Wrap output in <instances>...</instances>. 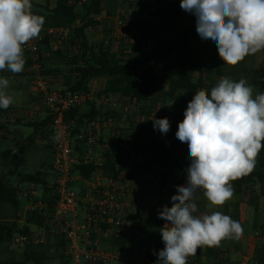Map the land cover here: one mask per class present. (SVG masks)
<instances>
[{"label":"clouds","instance_id":"1","mask_svg":"<svg viewBox=\"0 0 264 264\" xmlns=\"http://www.w3.org/2000/svg\"><path fill=\"white\" fill-rule=\"evenodd\" d=\"M180 7L196 17L198 35L216 44L224 64L235 66L264 50V0H180ZM32 9L31 0H0V70H24L23 46L39 37L45 23ZM8 86L9 80L0 77L3 109L14 103ZM152 121L162 134L170 130L167 117ZM175 135L187 143L190 165L186 184L171 196L172 206L158 212L167 223L160 229L164 248L156 253V264H187L201 246L242 237V225L220 211L195 215V194L202 191L208 208L223 206L234 196L230 181L254 170L264 146V92L244 78L221 77L210 95L205 89L195 92Z\"/></svg>","mask_w":264,"mask_h":264},{"label":"rangeland","instance_id":"2","mask_svg":"<svg viewBox=\"0 0 264 264\" xmlns=\"http://www.w3.org/2000/svg\"><path fill=\"white\" fill-rule=\"evenodd\" d=\"M39 1L40 0H32V5ZM56 1L57 0H42L41 3L36 6V9L39 12H45L46 9L54 8ZM80 8L81 5H78V10ZM127 10L130 11L129 14ZM102 15L104 16L102 19H95L98 22V25L93 27L89 33L91 43L95 44L96 47H99L104 41L109 42L116 24L121 20L126 27L130 24V26L127 27L129 29V39L124 41L125 43L119 47L114 46V51L121 53L122 49L127 50L130 54L129 58L131 59L135 58L139 53L137 50H132L133 44L136 48L150 46L156 50L157 48L159 49L160 43L153 41L155 40L157 33L164 30V28H169L167 27L168 23L172 25V28L169 29L170 32H172L171 37H173V40H175L176 43L177 41L182 42L184 45H188L195 50L200 47H209L211 49L215 45V43L211 40L201 39L196 31V17L193 14L181 9L180 0H109L105 3ZM132 37L140 40H133ZM150 42L151 45H149ZM176 43L173 42L172 45L177 46ZM68 48L70 47L68 46ZM123 54L124 57L127 55L126 53ZM261 68L264 69V50L258 51L255 54H249L243 61L239 62L235 66H228L225 77L231 78L234 81L244 78L250 85L254 86L256 92H259V88L255 85L254 80L256 79L255 72ZM0 77L7 78L1 73ZM7 79L9 80L7 92L14 98V103L9 106L11 109V116L20 117L23 125L18 124L11 126L13 132L9 134V139L0 142V152L11 149L14 153H17L23 150L24 162L21 166H16L11 159L3 160L0 158V184L10 185L16 188L18 200V204L14 205L9 201L0 199V224L16 222L18 224V228H20L19 230H23L25 226H28L30 229H34L35 227L32 224L28 225L27 223V216L30 211L28 208L34 207L37 203L47 204L49 201L56 198V191L53 186L56 182L57 173L53 168V153L50 146L53 133L50 129L38 131L35 127L26 125L27 120L32 122L36 121L29 118L32 111H37L38 107H43V111H45L44 109L46 108L44 98L39 94L38 90L33 85V79L29 76H18L11 80L9 78ZM219 79L220 78H215L216 84L219 82ZM80 110L81 112H88L90 107L85 104L81 106ZM184 111V109H172L171 111L172 116H177L173 118V120H176L175 124L177 127L179 121L184 119L182 118L184 117ZM153 112L155 113L151 116L154 115L157 119L160 116H164L165 110L162 112L160 109ZM43 113L42 117L45 118L46 112ZM131 113V121L134 123L139 122L137 129H133V132H137L139 130L142 131L141 128H145V125H142L141 122L146 119L144 118L136 121L134 119L136 117V110H132ZM113 117L115 118V116L108 113L96 118L101 122L103 128H105L107 126L105 125L107 124V120L110 118L114 119ZM149 120L153 122L152 118H149ZM131 121L125 122L127 124L126 127L129 126V124L131 126ZM147 127L151 128V125ZM103 128L102 132L105 130ZM152 128L155 129L153 124ZM177 130H174V132L176 133ZM147 133H143L144 139L148 136ZM132 134H130V137ZM103 137L104 139L106 137V140H103L102 142L99 139L94 148H97V146L101 143H109L110 138H112V131H105ZM171 139L172 137L167 140L164 138L161 142L165 145L168 144L167 146L169 147ZM123 140L126 143L125 137ZM127 142L129 143V140ZM134 144L136 145L135 142L130 141V145L134 146L132 147L131 152L135 153L134 156L136 157V151L138 148H135ZM96 148L95 150H97ZM177 150L180 152L184 151L185 157H188L187 143H184L183 146H177ZM100 154L101 153L99 152V156ZM134 161L135 159H133V162ZM25 175L41 176L46 182L47 188L43 184L22 181V177ZM169 193L173 195L178 194L177 187L176 189L170 190ZM195 196L198 199V212L195 213V215L202 216L204 214H210L212 211H220L223 214L230 216L233 220L238 221L243 227V239L241 237L239 240L224 239L221 241L218 249H221L223 253L218 254L220 257H226V255H228L231 262L230 264H241L245 257H249L251 255L255 242L258 247L262 244L264 240V234L261 230L264 227V195L261 194V188H259V186L255 188L250 185L244 193L234 195V197L226 201L223 206H214L212 208L207 207L209 202L203 196L202 191H197ZM244 200H246V203L249 206L256 205L257 208H259V214H255L250 210L248 212L245 211L240 215V209L236 201L243 202ZM152 204L149 203V205H145L142 213L140 211L138 212L137 209H135L134 212H132L133 210L131 211L132 216L135 215L136 219L134 221L135 224L132 225L133 227L131 228L140 234V237L136 238L137 243L134 244L135 247L131 245L134 248H132L130 254H132V256L134 255V257H140L142 255L141 251L144 248H146V251L149 249L148 252L152 253V243L154 241L155 243L160 242L158 243V245H160V249L164 248L160 229L165 223H167V221L158 218L159 210L158 208L155 210V207L151 206ZM225 205L230 209H225ZM49 212H51V209H48V213ZM82 217L83 215L81 214L79 218L80 221L82 220ZM36 232L38 233V231ZM257 232H259L260 235H256ZM19 235L20 234L18 232H15L11 239L0 241V262L11 263L13 261H25V247L20 246L17 242ZM141 236L142 240L147 244V246L143 249L140 245ZM60 237L61 236L57 232L52 233L50 234L47 243L42 244L44 248L41 250L48 256V259L44 262V264H63L64 260L61 257V252L55 247L56 240ZM110 237L111 236L107 238L102 236L98 237L99 246L102 250L113 251L108 241ZM157 238L160 240L158 241ZM34 245L36 246L38 244ZM206 248L207 245L201 246L199 252H201L202 255H207L205 251ZM215 251L216 253L218 252L217 249ZM191 257L195 260L197 256L194 255L190 256V258ZM201 259L202 264H213L214 262V260H210L205 256ZM221 262L222 264H225V261ZM107 264L143 263L137 261L125 262L123 260H114Z\"/></svg>","mask_w":264,"mask_h":264},{"label":"trees","instance_id":"3","mask_svg":"<svg viewBox=\"0 0 264 264\" xmlns=\"http://www.w3.org/2000/svg\"><path fill=\"white\" fill-rule=\"evenodd\" d=\"M108 1L86 0L78 10L80 0H57L54 8L46 9L45 12L38 11V14L45 18L42 28H71L74 26L72 30L73 39L69 43V49L63 50L59 48L53 50L52 43L48 38H45L40 50L41 73L44 76L64 72L59 69H47L45 63L49 60H56L63 63L66 68L65 72L68 75L66 86L68 91L87 92L89 91V83L92 80L104 77L106 79L103 88L105 96L120 95L136 103L151 100L161 92V86L168 81L169 90L163 93V97L187 107L188 102L193 98L197 90L205 89L210 94L212 87L216 84L215 78H221L226 75L228 65L224 64V61L220 59L216 44L211 49L208 47L200 48L196 53L189 51L190 53L183 62L181 72L174 78H166L161 75L157 69L156 62L151 57L139 56L135 59H127L124 57V54L115 52L112 40H109V43L104 41L99 47H96L95 44L91 43L89 33L93 27L98 25L95 18L102 15L105 3ZM24 54L26 55V53ZM28 63L31 66L30 58ZM255 73L256 79L254 83L259 88V92H264V69L261 68ZM195 74H198L199 77L195 78ZM87 104L90 107L88 112H81L77 108L68 115V117L76 120L78 129L84 127L99 115L93 103L89 102ZM169 121L170 130L168 132L173 133L178 127L172 124L171 120ZM49 124L51 125L50 116L41 123H33L31 126L41 131L46 129ZM78 131L76 130L74 135ZM124 144L125 142L121 135L110 138L108 143L109 148L104 154V162L100 167L95 164H80L76 166L75 172L85 179H88L93 173L100 170L105 177L117 179L123 174L126 180H131L133 170L130 169V166L132 165L135 168L140 166V164L139 162L129 164L132 160L131 152L122 147ZM262 145H264V142H262ZM152 148H154L152 144H144L137 150V153L147 156ZM76 150H80L78 145ZM0 158L3 160L11 159L16 166H21L24 162V152L22 150L14 153L9 149L0 152ZM22 181L46 186V182L41 176L25 175L22 177ZM230 183L236 194H242L248 186L259 183L261 185V193L264 195V146H262L256 158L254 170L247 175L230 181ZM53 187L55 189V186ZM0 199L17 205V189L10 185L0 184ZM55 199L48 202L49 206H53ZM44 219L45 216L41 213L29 211L27 223L28 225L43 226L45 225ZM98 225L99 229L104 232L110 230L109 225L105 224V222H99ZM19 229L16 222L0 224V241L11 239L15 232L19 234L29 233L28 226H25L23 230ZM261 230L264 234V227ZM93 237L94 239H99L98 233H94ZM136 240L132 236L120 232L119 235L111 236L108 241L113 250H121L134 245L137 243ZM140 245L142 247L147 246L142 237ZM65 246L66 243L63 238H57L55 247L61 252V257L64 260L63 264H67L64 256ZM216 247L218 246H207L206 254L208 257H219V252H215ZM42 248H44L42 244L35 246L30 242L25 246L24 262H0V264H44L48 256L41 250ZM152 249L153 252L149 253L147 251L146 256L151 258L152 261L154 259L157 261L158 256L156 253L159 252V247L155 245ZM196 256V263L192 264L200 262L201 253L197 252ZM219 264L221 263L219 262ZM252 264H264V240L258 247Z\"/></svg>","mask_w":264,"mask_h":264},{"label":"built area","instance_id":"4","mask_svg":"<svg viewBox=\"0 0 264 264\" xmlns=\"http://www.w3.org/2000/svg\"><path fill=\"white\" fill-rule=\"evenodd\" d=\"M84 2L86 0H80L79 4ZM32 11L39 15L34 8ZM73 28L74 26L42 28L38 38H33L23 46L24 53L31 60L33 85L44 98L48 115L51 117L53 134L50 146L57 177L54 184L56 199L53 206H49V203H37L34 207L28 208L30 211L44 215L45 225H33L38 233L36 231L22 233L17 242L22 247L30 242L46 244L50 234L57 232L66 243L64 255L67 264H107L113 260L132 262L136 259L130 254L129 249L104 251L99 246V239L93 237L99 229V222H109L116 229L121 227V222L114 220L113 217L121 214L127 207L125 200L127 180L123 174L117 179L105 177L100 170L88 179L75 172L77 165L95 164L100 167L104 162V157L99 156L94 148L103 128L101 122L95 118L78 129L76 120L68 117L73 110L92 102L96 98V93L71 92L67 89L53 90L48 78L41 73L40 50L45 38H48L52 44H68L73 39ZM110 38L113 49L114 46L119 47L129 39V30L123 21H118ZM106 101L108 102L107 98ZM112 122L113 119L110 118L105 125ZM76 130L79 131L74 135ZM58 132L61 135L56 139ZM77 145L79 151L76 150ZM130 169L134 170L132 165ZM78 184H81V187H78ZM48 209H51V212L48 213ZM81 214L83 217L80 221ZM256 235L260 233L257 232ZM142 259L147 260L148 257L144 255ZM242 264H250V259L243 260Z\"/></svg>","mask_w":264,"mask_h":264},{"label":"crops","instance_id":"5","mask_svg":"<svg viewBox=\"0 0 264 264\" xmlns=\"http://www.w3.org/2000/svg\"><path fill=\"white\" fill-rule=\"evenodd\" d=\"M41 1L42 0L33 4L34 9L37 12H38V10L36 9V6L39 5L41 3ZM103 12H102V14H103ZM127 12H128V14L130 13V11H128V10H127ZM103 17H104L103 15H100V16L96 17L95 19H102ZM167 25H168L167 27H169L170 29L172 28V25L170 23H168ZM129 26H130V24H128L127 27H129ZM169 28H164V30L157 33V36H156L155 40L153 41V42H159L160 43L159 49L157 48V50H156L154 48H151L150 46H144L142 48L141 47L136 48V47H134V44H133L132 50L133 51H135V50L139 51V53L136 57L145 56V57L153 58V60L157 64V69L159 70V73L161 75L165 76L166 78H174L177 76L178 73L181 72L183 62L186 59L187 55L190 53L189 51L196 53L200 48H203V47L196 48V50H195L188 45H184L182 42L177 41V43H176L175 40H173V37H171L172 32H170ZM132 38H133V40H135V39L138 41L140 40L138 38H134V37H132ZM173 42L176 43L177 46L172 45ZM68 44L67 43H62V44L53 43L52 47H53V50H55V49L57 50L59 48L66 50V49H69ZM149 45H151V42L149 43ZM135 46H136V44H135ZM130 52H132V51H130ZM121 53L122 54L126 53L127 57L125 56V58L131 59V58H129L130 54L128 53L127 50L122 49ZM24 56H25L26 63L24 66V70L21 73L13 74L6 69L0 70V73L2 75L4 74L10 80L13 78H16L18 76H29L33 79V72L30 69V65L28 63L29 56H27L25 54H24ZM135 58H132V59H135ZM45 64H46L47 69H50V70L59 69V70L64 71V72H57L54 75H47L46 76L49 80L51 88L53 90H66L67 89V86H66L67 79L66 78L68 77V75L65 72L66 68L64 67V64L59 62V61H56V60H49ZM194 76H195V78L199 77L198 74H195ZM105 81H106V79L104 77H99V78L92 80L89 83V91L95 92L96 96H97V98H95L91 102L94 104L96 110L99 112V115L97 117L102 116L103 114L106 115L108 113L115 116V118L113 117L114 118L113 122L111 124L107 125L105 128H103V129H105L104 132H102V130H101L99 139L102 140V142H103V140L105 141L106 137L104 139V137H103L104 133H105V131L110 130V131H112V137L120 136V135L122 136L123 139L125 137L126 143L124 145H122V147L125 150H129L130 152L132 151L131 149L134 146L130 145V141L135 142L136 143V145L134 144L135 148H138V149H140V147H142V145H144V144H152L154 146V148H152V150L149 151V154L147 156L139 155L136 151L137 155L135 157L134 156L135 153L131 152L132 160L130 161L129 164L139 162L140 166L134 168V170L132 172V179L126 181L125 185L127 186L126 187L127 188V196H126L125 200H126L127 207L125 208V211H123L121 214L113 217L114 220H119L121 222V227L119 228V230H116V228H113L112 225L109 224V222L105 221V224L109 225L110 230L104 232L101 229H97L96 233H98L99 237L102 236V237L107 238L109 236L119 235L120 232H124L128 236H132L134 239H136V238L140 237V234L138 232H135L134 229L131 228V227H133L132 225L135 224L134 221L136 220L135 215L132 216V212H134V210L137 209L138 212L140 211L142 213L144 211L143 209L145 208V205L147 206V205H149V203H151V204L153 203L151 206L155 207V210L158 208L159 211L162 210L163 206H165V205H167L168 207H171L172 206L171 196L173 194H170L169 192L172 189H176V186H178V185L186 184V182H187L186 169L190 165V160L188 157L187 158L185 157L184 151L180 152L179 150H177V146H179V145L183 146L184 143L180 142L176 138L175 132H173V133L167 132L166 134H162L159 131V129H157V128L153 129L152 128L153 122H151V120H149V118L151 119L154 117V115L151 116L153 113H155L153 111H155V110L158 111L161 109L162 112H163V110H165L164 116H160L157 119L167 117L169 120H171L172 124H175L176 120H173V118L177 117V116L171 115L172 109H184V110H186L187 107L180 105L179 103H177L174 100H170L168 98L163 97V93H166L169 90L168 81H166V83H164L161 86V92L159 94H157L151 100L143 102V103H136L135 101L129 100V99L122 97L120 95L105 96L103 94V88L105 85ZM106 98H107L108 102L106 101ZM161 99H163V100H161ZM171 103H172V105H171ZM10 110L11 109L9 107L7 109L0 108V126H1L0 142L10 138L9 134L13 132L11 129L12 125L22 124V122H21L22 119L20 117H17V116L16 117L11 116ZM44 110L45 111H43V107L42 108L38 107L37 111H32L30 113L29 118L31 120H36V121L32 122V121L27 120L26 125H31L33 123H41L43 120H45L49 115H48L47 107ZM132 110H136V113H135L136 117L134 118L136 121L142 120L144 118L146 119V120L141 122L142 125H145V128L144 127L141 128L142 131L138 129L139 131L133 132V129H137V125L139 122L134 123L131 121V119H132L131 111ZM43 112H46L45 118L42 117L44 114ZM182 118H184V117H182ZM127 121L132 122L131 123L132 128H131L129 123H128L129 126L126 127L127 124L125 122H127ZM181 121L182 120H180L179 122H181ZM147 122H149V123H147ZM24 125H25V122H24ZM149 125H151V128L147 127ZM46 129L51 130V125L49 124L46 127ZM132 133H134V134H132ZM143 133L148 134V136L145 137V139L143 138ZM130 134H132L131 137H130ZM171 137H172L171 144L169 145L170 148L167 146L168 144H166V145L162 144V142H161L162 139L165 138L167 140L168 138H171ZM128 140H129V143L127 142ZM108 148H109L108 143H101L96 148L98 151L97 150H95V151L98 154L100 152L101 153L100 156L104 157V154L107 152ZM133 159H135L134 162H133ZM168 164H170V165H168ZM258 186H259V188H261V185L259 183L252 185V187H255V188ZM78 187H81V184H78ZM248 187L246 189H248ZM246 189L244 190V192L246 191ZM234 195H240V194H236L234 192ZM195 202L197 204V202H198L197 197L195 199ZM236 203L239 206L240 215L243 214L245 211L248 212L250 210L255 214L256 213L259 214V208H257L256 205L249 206L246 203V200H244L243 202L236 201ZM227 208L230 209L228 206L225 205V209H227ZM124 212H125V214H124ZM149 214H150V212H149ZM124 216L126 217V219ZM240 217H242V216H240ZM29 231H38V230L35 227L34 229L29 228ZM242 239H243V237H242ZM157 240L159 241L160 239L157 238ZM158 243H160V242H158ZM158 243H155V241H154L152 243V248H153V246L156 245L159 247L158 251H160L161 249H160V245H158ZM133 246L135 247V245H133ZM133 246H128L127 248H123L121 250L129 249V251H132V248H134ZM141 248L143 249L144 247H141ZM218 248H219V246L216 247L219 254L223 253V251L221 249H218ZM145 249L146 248H144L141 251L142 255L138 258L134 257L136 260H134L132 262L137 261V262H141L143 264H149V262H153V261L157 262L156 259H154L152 261V259L149 257L147 260L142 259V256L146 255V252L149 250L148 249L146 251ZM257 249H258V246L256 245V242H255V245H253L251 255L249 257H245L243 260L250 259V264H252L254 262V258H255V254H256ZM206 250H207V248H206ZM117 251H120V250H117ZM199 251H200V248H198L197 252H199ZM204 256L208 257L207 255H205V254L202 255V253H201L200 262L199 263L197 262V264H202L201 258H203ZM208 258L210 260H214L213 264H219V262H221V261H225V264L231 263L228 255H226V257L214 256V257H208ZM195 260L192 257L191 258L188 257L187 263H190V264H192L194 262L196 263ZM221 264H222V262H221ZM241 264H242V262H241Z\"/></svg>","mask_w":264,"mask_h":264}]
</instances>
